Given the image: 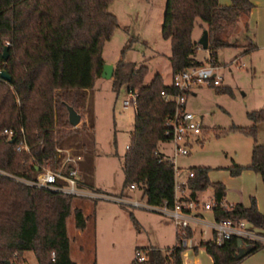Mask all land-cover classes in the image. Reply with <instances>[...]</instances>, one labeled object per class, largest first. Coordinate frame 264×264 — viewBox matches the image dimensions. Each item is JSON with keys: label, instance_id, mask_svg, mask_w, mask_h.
<instances>
[{"label": "trees", "instance_id": "1", "mask_svg": "<svg viewBox=\"0 0 264 264\" xmlns=\"http://www.w3.org/2000/svg\"><path fill=\"white\" fill-rule=\"evenodd\" d=\"M112 1L0 0V73L5 71L11 79L6 83L0 77L1 171L33 179L37 166L57 169L61 160L56 149L76 141L80 133L77 127L69 125L67 107L77 113L86 109L89 129H93L88 92L101 76L104 44L119 27L117 18L108 12ZM253 8L248 0H230L227 6L220 5L219 0H166L161 37L170 45L172 76L204 66L196 59L199 46L192 39L197 20L206 25L210 61L214 64L216 51L235 48L228 38L239 19L248 16ZM255 49L250 44L247 52ZM125 50L114 65L111 83L116 95L122 87L137 95L132 132L123 155L122 190L134 184L149 205L171 208L173 165L161 160L159 145L167 140L165 132L175 106L172 101H165L161 93L176 95L177 91L172 85L166 86L160 75L145 86L148 68L125 62ZM210 88H215L217 94L230 93L229 89ZM246 115L250 126L232 130L253 140L250 163L246 167L232 166L229 171L237 176L249 169L260 176L264 186V144L256 143L258 126H264V107ZM5 129L15 132L14 143L1 135ZM23 141L29 152L14 149ZM189 169L194 176L182 191L196 200L197 193L210 185L209 168ZM211 186L215 201L223 200L224 184L215 182ZM71 200L70 195L29 186L0 174V264L7 261L25 264V251L34 254L37 264H76L69 257L65 224L71 214ZM212 214L216 221L246 220L256 229H264V215L254 198H250L248 206L238 202L223 209L217 205ZM129 216L138 229L134 215ZM74 218L76 227L84 228L80 209H74ZM175 235L176 244L172 248L138 247L136 250L145 254V260L138 262L134 258L131 264H183L182 240L191 237V228L186 229L185 236ZM238 240L231 237L218 245L212 238L201 246L212 264H237ZM250 245L248 254L260 248L256 243Z\"/></svg>", "mask_w": 264, "mask_h": 264}, {"label": "rangeland", "instance_id": "2", "mask_svg": "<svg viewBox=\"0 0 264 264\" xmlns=\"http://www.w3.org/2000/svg\"><path fill=\"white\" fill-rule=\"evenodd\" d=\"M248 1L254 6V12L241 19L235 29L245 26V21L247 27H243V32L238 31V28L236 32L235 29L231 32L228 41L235 48L216 51L214 64L210 61L212 53L203 50L198 44L206 31V25L196 21L192 34L199 46L196 59L204 66L217 67L221 78L219 88L229 89L230 93L217 94L215 88L206 85L193 88L187 96L186 108L201 118L203 133L200 143L190 149L188 156L179 157L177 162L186 169L196 166L209 168L210 185L202 191L205 198L210 194V199L214 198L211 184L221 182L225 186L227 202L248 203L251 195L264 209V187L260 176L249 169H244L237 176H232L229 171L235 165H249L254 143L250 137L232 129L249 127L246 114L264 107V0ZM165 5L166 0H113L108 12L117 18L119 27L104 44L103 61L116 63L121 51L126 48L123 55L125 62L148 68L145 86L150 84L155 75H160L164 84L169 86L172 82L170 45L161 37ZM250 44L255 45V51L247 52ZM111 83L112 79H96L87 100L91 104L93 129H89L90 120L86 109L80 111L81 120L77 126L80 133L76 141L65 143L64 149L80 157L77 166L84 188H95L115 196L120 194V190L129 191L128 188L122 190V167L123 155L132 132L134 110L122 107L126 88L122 87L116 95L111 90ZM256 143L264 144L263 125L258 126ZM159 150H163L164 154H170L171 151L167 144H161ZM80 202H85L91 209L90 223L82 241V264H87L93 255L101 263L129 264L134 259L136 247L152 245L167 249L176 244L175 227L168 216L109 200L72 197V204ZM95 210L96 225L92 215ZM130 213L135 215L138 229L134 227ZM198 239L199 235L195 232L190 242ZM187 253L190 254L189 251ZM116 255L117 259L112 260ZM23 259L25 264H37L31 251H25ZM196 259L199 264H212L205 250L197 253ZM238 264H264V248L244 257Z\"/></svg>", "mask_w": 264, "mask_h": 264}, {"label": "built area", "instance_id": "3", "mask_svg": "<svg viewBox=\"0 0 264 264\" xmlns=\"http://www.w3.org/2000/svg\"><path fill=\"white\" fill-rule=\"evenodd\" d=\"M8 46V44H6ZM218 68L213 65L202 66L199 68H190L184 72L172 76L171 85L176 89V95H168L161 93L165 101H172L175 106L173 117L167 124L165 136L167 140L161 144L170 146V154H164V151L159 150L162 154L161 160L169 161L173 165V205L167 208L165 205L153 206L149 205L141 194L139 198L127 197L123 194L115 196L97 192L94 190H86L80 188L78 160L79 156H73L68 149L57 148V157L61 162L57 169H51L49 166H37L35 177L28 179L22 176L9 174L1 171L0 174L6 177L15 179L18 182L24 183L36 188L47 189L54 192H59L72 197H86L95 200H109L119 205H125L135 208H142L152 212L167 215L173 221L176 233L180 236L186 235V229L191 228L192 224H203V220L198 215V202L187 197L186 191H182V187L186 186L188 181L194 176L190 169H183L178 165L179 157H186L190 154V149L200 143L202 135V120L196 114L187 111L186 109V94H190L193 88L200 85L207 87H219L221 78L219 77ZM3 81V80H2ZM136 92H126L125 99L122 101L123 109L136 108ZM23 135V130H20ZM3 137L8 141L14 140L15 132L12 130H3ZM159 145V146H160ZM128 145H126V148ZM15 150L24 149L29 152V147L26 143L17 144ZM129 190H135V185H131ZM221 206L223 209H230L232 206L221 200L215 201L214 198L209 199L202 204L204 210L212 212L215 206ZM206 227L212 232V238L215 243L220 245L224 240L231 237H236L248 244H258L264 247V235L260 234L246 220L232 221L225 219L216 221L214 218L206 224ZM182 257H187V253L183 252ZM134 258L138 262L145 260V254L139 250L135 251Z\"/></svg>", "mask_w": 264, "mask_h": 264}, {"label": "crops", "instance_id": "4", "mask_svg": "<svg viewBox=\"0 0 264 264\" xmlns=\"http://www.w3.org/2000/svg\"><path fill=\"white\" fill-rule=\"evenodd\" d=\"M219 4L222 5V6H227V5L230 4V2H229V0H219ZM253 12H254V8L251 11V13L249 14V16L251 14H253ZM244 17H247V16L241 17L239 19V22ZM245 22H244V25L245 26L241 25V27H239V28L237 27L238 28V31L241 30V32H243V27L244 28L247 27V23H245ZM237 28L235 29V32H236ZM192 34H193V32H192ZM104 64L112 65L113 68H114V65H115V63H112V62L106 63L105 61H104ZM183 169H186V168H183ZM79 183H80V188L83 189L84 191H86V190H94V191L103 193L102 191H100L98 189H95V188H89V189L84 188L83 187L84 185L81 183L80 179H79ZM137 191L138 190H136V189L135 190H129V191H126V192H121V190H120V194H123V195H125L127 197H132V198L133 197H136V198H139L140 197V192L139 191L137 192ZM203 194H204V192L197 193L196 200H197L198 206H199L198 215H199L200 219L203 220L204 223L203 224H192L191 225V231H192L191 237H189V239L187 238L188 241H186L187 239H183L182 240V246L185 247V251L184 252H186V253L188 251L190 252V254L187 253V257H182L183 264H199L198 259H196V255H197V253H201V251H204V248L201 246V244L203 242L209 240L212 237V232L210 231V229L208 227H206V224H208L213 219V214H212V212L210 210H204L202 208V204L205 203V202H207L210 199V197H211L212 194H210V196L208 195L207 198H205L206 196L205 195L203 196ZM225 196H226V193H225ZM225 196L223 198V202L224 203H226V204H228L230 206H233L234 204H236V202H233V203L227 202L225 200ZM249 198H254L255 199V197L254 196H251V195L249 196ZM248 201H249L248 203H246V202H241V203H243L245 206H248L249 203H250V199ZM85 204H86L85 202H80V203H77L75 205L71 203V214L66 218V223H65L66 224V233H67V237L69 239V257L76 264H82L81 261H80V255L84 251L83 250L84 246H83V243H82V241H84V239H83L84 236L83 235H84L86 229L88 228V224L90 223V220L89 219H90V216H91V209L88 208L89 206H86ZM256 205H257L258 210L264 215V209L262 208V206L258 202H256ZM74 209H80L81 212H82V214H83V217L85 219V226L82 229L77 228L76 225H75ZM158 214H160V213H158ZM92 215H94V224L96 225V216H95L96 215V210L94 211V213ZM161 215H164V214H161ZM165 216H167V215H165ZM134 217H135V215H134ZM257 231L260 234L264 235V229H257ZM195 232H197V234L199 235V239L190 242L192 240V238L195 236ZM175 234H176V230H175ZM205 235H207L208 237H205ZM149 246H152V245H149ZM142 247H147V246H142ZM153 247L159 248L158 246H153ZM137 248L138 247L135 248V251H136ZM263 248L264 247H261L259 249L261 250ZM256 251H254L252 253H255ZM252 253H250V254H252ZM248 255L249 254H247L246 256H248ZM246 256H244V257H246ZM130 258H131V255H130ZM243 258H241V259H243ZM116 259H117V255L112 257V260L115 261ZM241 259H238V262ZM129 260L130 259H128V262H129ZM131 262L132 261H130L129 264H131ZM238 262H237V264H238ZM93 263H96V264H105L103 262L101 263V261H99V259H97V256H95V255H93V258L90 261H88L87 264H93Z\"/></svg>", "mask_w": 264, "mask_h": 264}, {"label": "water", "instance_id": "5", "mask_svg": "<svg viewBox=\"0 0 264 264\" xmlns=\"http://www.w3.org/2000/svg\"><path fill=\"white\" fill-rule=\"evenodd\" d=\"M198 44L203 50H208L209 46H208L207 31L203 32ZM3 60L4 61L7 60V48L4 49ZM113 72H114V68L112 65L104 64V66L102 67L101 78L105 80H111L113 77ZM0 77H1V80H3L6 83H10L11 81L9 75L5 71H2L0 73ZM67 113H68L69 125L72 128H76L80 124L81 116L77 112H75L71 107H67ZM10 143H14V141L11 140ZM237 244L238 246H237V251L235 253V258L238 260L246 256L252 247L250 244H247L241 239L238 240ZM6 264H17V263L7 261Z\"/></svg>", "mask_w": 264, "mask_h": 264}]
</instances>
